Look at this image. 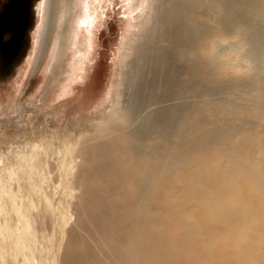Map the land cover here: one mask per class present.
Segmentation results:
<instances>
[{
  "label": "bare ground",
  "instance_id": "obj_1",
  "mask_svg": "<svg viewBox=\"0 0 264 264\" xmlns=\"http://www.w3.org/2000/svg\"><path fill=\"white\" fill-rule=\"evenodd\" d=\"M108 2L47 0L36 63L48 33L51 68L68 30L83 35L70 91ZM140 3L116 95L70 150L80 191L60 264H264V0Z\"/></svg>",
  "mask_w": 264,
  "mask_h": 264
},
{
  "label": "rangeland",
  "instance_id": "obj_2",
  "mask_svg": "<svg viewBox=\"0 0 264 264\" xmlns=\"http://www.w3.org/2000/svg\"><path fill=\"white\" fill-rule=\"evenodd\" d=\"M140 2L107 3L109 15L101 18L96 57L70 91L68 76L78 60L77 49L83 48L78 45L83 35L74 37L68 30L58 66L51 68L56 31L48 33L36 63L47 6V0H36L40 6L35 5L24 57L7 75H0V264H60L80 191L73 183L77 162L71 149L93 133L116 95L126 69L122 55L131 41V29L147 11ZM29 51L30 63L16 86L14 78ZM32 142H42L44 148L35 159H29Z\"/></svg>",
  "mask_w": 264,
  "mask_h": 264
},
{
  "label": "flooded vegetation",
  "instance_id": "obj_3",
  "mask_svg": "<svg viewBox=\"0 0 264 264\" xmlns=\"http://www.w3.org/2000/svg\"><path fill=\"white\" fill-rule=\"evenodd\" d=\"M36 0H0V75H7L21 63L27 49L29 26Z\"/></svg>",
  "mask_w": 264,
  "mask_h": 264
}]
</instances>
